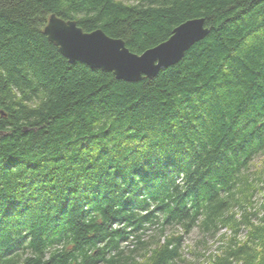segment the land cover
Segmentation results:
<instances>
[{"label":"trees","instance_id":"16d2710c","mask_svg":"<svg viewBox=\"0 0 264 264\" xmlns=\"http://www.w3.org/2000/svg\"><path fill=\"white\" fill-rule=\"evenodd\" d=\"M51 15L136 55L209 34L126 83L69 64ZM195 229L203 264H264V0H0V264L183 263Z\"/></svg>","mask_w":264,"mask_h":264},{"label":"water","instance_id":"95a60500","mask_svg":"<svg viewBox=\"0 0 264 264\" xmlns=\"http://www.w3.org/2000/svg\"><path fill=\"white\" fill-rule=\"evenodd\" d=\"M208 34L204 20L186 21L172 30L168 40L136 55L121 40L110 38L99 29L85 33L76 22L64 21L55 15L49 16L43 30V35L69 64L80 63L126 83L154 79L160 71L176 65Z\"/></svg>","mask_w":264,"mask_h":264},{"label":"rangeland","instance_id":"374dc122","mask_svg":"<svg viewBox=\"0 0 264 264\" xmlns=\"http://www.w3.org/2000/svg\"><path fill=\"white\" fill-rule=\"evenodd\" d=\"M122 1L126 3H135L137 0H122ZM255 163L256 166H259V160H257ZM253 169H255V167H253ZM202 242H205V244H202ZM215 247H216V238H211V239L207 238L205 241H203L201 234L197 229H195L189 235H186L184 237V240L182 241L181 256L184 262L181 263L178 260L174 262V264H203L205 263L203 256H207L208 252L213 251Z\"/></svg>","mask_w":264,"mask_h":264},{"label":"bare ground","instance_id":"6f19581e","mask_svg":"<svg viewBox=\"0 0 264 264\" xmlns=\"http://www.w3.org/2000/svg\"><path fill=\"white\" fill-rule=\"evenodd\" d=\"M138 1V0H137ZM255 13V12H254ZM252 14V13H251ZM256 16V15H255ZM252 18V17H251ZM256 18V17H255ZM259 18V17H258ZM251 20V19H250ZM259 20V19H258ZM261 20V19H260ZM35 66V65H34ZM40 66V65H39ZM38 73V72H37ZM42 127V126H41Z\"/></svg>","mask_w":264,"mask_h":264}]
</instances>
